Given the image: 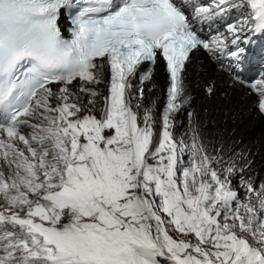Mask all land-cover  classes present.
Masks as SVG:
<instances>
[{
	"label": "snow or ice",
	"instance_id": "6c2138e0",
	"mask_svg": "<svg viewBox=\"0 0 264 264\" xmlns=\"http://www.w3.org/2000/svg\"><path fill=\"white\" fill-rule=\"evenodd\" d=\"M185 8L201 21L235 11L231 40L202 39ZM248 32L264 35V0H0V264H264V183L241 176L242 197L236 166L217 170L196 137L190 147L176 140L170 119L189 53L239 60L242 39L255 44ZM157 50L170 86L153 150L151 110L141 127L128 95ZM97 58L111 71L99 118L81 115L80 96L95 105L87 85L102 82ZM151 76L150 67L141 85ZM77 79L79 93L69 89ZM250 87L264 113V74Z\"/></svg>",
	"mask_w": 264,
	"mask_h": 264
},
{
	"label": "bare ground",
	"instance_id": "6f19581e",
	"mask_svg": "<svg viewBox=\"0 0 264 264\" xmlns=\"http://www.w3.org/2000/svg\"><path fill=\"white\" fill-rule=\"evenodd\" d=\"M195 58V57H194ZM97 63H103L102 60H97ZM201 69L194 77L196 83L204 79L205 75L212 72L216 80V94L208 97L203 96L200 91H197V96L193 102L195 106V120L197 126L192 130V134L181 127L177 120H174L176 140H183L189 147L193 143V138L196 137L201 143L206 152L217 157L214 161V167L219 171L224 168L235 165V175L232 178L233 186L238 188L240 195H245L244 188L240 187V178L250 179L255 186L264 183V126L260 115L254 114L255 109L250 108L251 96H243L242 89L238 86H225V77L223 74L213 71L210 66H207L206 61L198 62ZM102 82L98 84L87 85L94 89L98 95L96 96L95 105H88V97L84 93H80L82 103L86 106V110L81 115L93 114L97 118L101 115V110L105 105V97L108 93V73L105 64L103 63ZM191 69V72H195ZM211 75V76H212ZM154 84L153 90L144 95L143 98H135L131 102L132 110L137 114L138 123L141 127L144 125V116L148 110H151L154 118V133L159 127V109L161 107V79L156 71L152 77ZM82 82L74 81L69 87L70 91L79 93ZM57 90V86H53ZM223 91V94H219ZM87 109H90L89 112ZM105 135L110 133L105 130ZM232 150V151H231ZM245 155V157H243ZM185 163L188 162L189 153L186 151L183 157ZM150 164L155 161L149 159ZM246 163L256 166L258 171H253L250 167H245ZM243 169V172H241ZM262 173L259 178L258 175Z\"/></svg>",
	"mask_w": 264,
	"mask_h": 264
},
{
	"label": "clouds",
	"instance_id": "9594fccd",
	"mask_svg": "<svg viewBox=\"0 0 264 264\" xmlns=\"http://www.w3.org/2000/svg\"><path fill=\"white\" fill-rule=\"evenodd\" d=\"M170 234L173 235L174 237H176V236L178 235V234L175 233V232H171Z\"/></svg>",
	"mask_w": 264,
	"mask_h": 264
},
{
	"label": "rangeland",
	"instance_id": "374dc122",
	"mask_svg": "<svg viewBox=\"0 0 264 264\" xmlns=\"http://www.w3.org/2000/svg\"><path fill=\"white\" fill-rule=\"evenodd\" d=\"M262 176V173H260L259 175H258V177L260 178Z\"/></svg>",
	"mask_w": 264,
	"mask_h": 264
}]
</instances>
